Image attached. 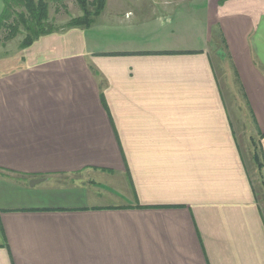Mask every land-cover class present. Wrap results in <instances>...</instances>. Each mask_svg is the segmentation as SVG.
I'll return each mask as SVG.
<instances>
[{
	"label": "crops",
	"instance_id": "obj_1",
	"mask_svg": "<svg viewBox=\"0 0 264 264\" xmlns=\"http://www.w3.org/2000/svg\"><path fill=\"white\" fill-rule=\"evenodd\" d=\"M175 1L106 0L0 71V264H264V0H187L200 29L170 42Z\"/></svg>",
	"mask_w": 264,
	"mask_h": 264
},
{
	"label": "rangeland",
	"instance_id": "obj_2",
	"mask_svg": "<svg viewBox=\"0 0 264 264\" xmlns=\"http://www.w3.org/2000/svg\"><path fill=\"white\" fill-rule=\"evenodd\" d=\"M175 4L176 5L169 6L167 8L175 12L174 15H168V18H166L165 15L160 16L157 21L152 24L153 31H165L164 33L167 35L163 34L161 37L163 39H168L164 38L165 36L169 37L170 42L185 35L192 38V35L196 34V32L200 29V26L198 25L199 22L196 20L198 14L200 13L198 3L186 0L182 4H180V2L179 4H177L175 1ZM19 11L23 10L17 9V12ZM120 11L122 15H120L119 17H123V19L127 12H130L131 14L133 13L131 7H122ZM48 14V24L55 29H60L65 27L72 18L81 15V11L73 2V0H63L60 3H50ZM127 18H129V15L127 16ZM148 28H151V26H149ZM6 35L7 31H0V71H7L11 68H14L15 66L23 64L20 43L26 35L25 31H23V29L21 28L20 33L14 39L9 41L5 40ZM155 35L156 34H154V36ZM189 42L193 41L187 40L188 44H190ZM98 43L100 42L91 43L90 41L88 42V45L92 48L96 47V49H98V47L100 46V44L98 45ZM226 71H228L229 74L228 80H225L224 82V79H222L221 81L224 90V96L226 97V99L228 98L234 103L232 117L234 120L236 131L240 137L239 139L244 145L243 138H245L249 134V119L248 117H245V112H242L240 110L242 108L239 105L241 102V95L238 88L235 86V83L232 81L233 74L231 73L229 67H227ZM239 110L241 111V113ZM249 171L254 183V188L256 189L259 204L264 211V172L263 170H255L253 164H250Z\"/></svg>",
	"mask_w": 264,
	"mask_h": 264
},
{
	"label": "trees",
	"instance_id": "obj_3",
	"mask_svg": "<svg viewBox=\"0 0 264 264\" xmlns=\"http://www.w3.org/2000/svg\"><path fill=\"white\" fill-rule=\"evenodd\" d=\"M62 1L63 0H7L4 11L0 16V31H7L5 40L9 41L14 39L20 33V29L22 28L26 35L20 43V48L21 50H24L43 36L70 29L90 28L94 24L95 19L102 14L106 6V0H73L80 9L81 15L72 18L65 27L55 29L48 24L49 5L50 3H60ZM17 9L23 11L17 12ZM90 69L94 75H99L96 70L93 68ZM251 144L252 161L255 164L254 166L258 171L263 170L264 172V157L262 149L258 147L254 141H252Z\"/></svg>",
	"mask_w": 264,
	"mask_h": 264
},
{
	"label": "water",
	"instance_id": "obj_4",
	"mask_svg": "<svg viewBox=\"0 0 264 264\" xmlns=\"http://www.w3.org/2000/svg\"><path fill=\"white\" fill-rule=\"evenodd\" d=\"M43 180L42 179H33L32 181L29 182V186L33 187L39 183H41Z\"/></svg>",
	"mask_w": 264,
	"mask_h": 264
}]
</instances>
